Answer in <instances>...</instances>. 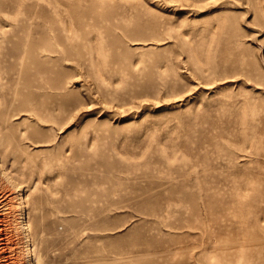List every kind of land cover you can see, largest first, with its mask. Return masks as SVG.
Here are the masks:
<instances>
[{"label": "rangeland", "instance_id": "obj_1", "mask_svg": "<svg viewBox=\"0 0 264 264\" xmlns=\"http://www.w3.org/2000/svg\"><path fill=\"white\" fill-rule=\"evenodd\" d=\"M0 192L44 264H264V0H0Z\"/></svg>", "mask_w": 264, "mask_h": 264}, {"label": "bare ground", "instance_id": "obj_2", "mask_svg": "<svg viewBox=\"0 0 264 264\" xmlns=\"http://www.w3.org/2000/svg\"><path fill=\"white\" fill-rule=\"evenodd\" d=\"M20 223V234L25 237L23 245L19 244L20 241L14 238L15 234L10 233L0 221V264H44L40 246L31 237L32 228L25 215Z\"/></svg>", "mask_w": 264, "mask_h": 264}]
</instances>
